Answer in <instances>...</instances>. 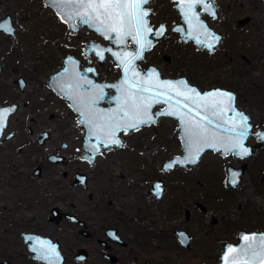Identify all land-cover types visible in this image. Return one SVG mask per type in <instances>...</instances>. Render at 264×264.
Listing matches in <instances>:
<instances>
[{"label": "rangeland", "instance_id": "obj_1", "mask_svg": "<svg viewBox=\"0 0 264 264\" xmlns=\"http://www.w3.org/2000/svg\"><path fill=\"white\" fill-rule=\"evenodd\" d=\"M214 1L221 9L219 18L215 19L206 13L203 18L222 32L224 37L220 45L213 52H209L198 48L193 41L184 42L180 34L172 30L181 20L174 0H151L147 5L153 10L151 24L156 27L165 23L169 29L163 37L156 40L140 67L146 69L150 65H156L164 77L187 76L201 90L218 86L235 91L238 106L253 115L254 131L259 132L264 127V91H261L264 85H260L262 89L257 90L246 84L250 78L255 83L264 84V44L259 39L254 42L258 26L261 25L264 30V1ZM8 15L17 24L22 40L18 47L21 54L18 62L21 63L20 70H28L32 82L26 89L30 96L28 101L38 104L42 111H56L55 116L47 121L53 137L38 155L29 157L31 150L26 147L13 149L3 146L0 149V153L7 160L3 163L15 158L14 171L20 173L19 179L31 180L27 185L22 182V185L31 186L43 195L50 191L51 195H56L51 200L58 202L61 194L57 190L63 189L72 194L74 188L70 182L71 174L80 169L90 175L87 190H113L115 204L112 209L117 213L126 209L124 206L143 200L146 206L143 227L150 232L161 233V241L153 242L154 247L158 246L152 255L154 263L162 260L165 264H215L224 243L237 242L240 231L264 230V147L246 158L249 166L236 190L228 185L226 171L229 165L241 166L243 160L232 153L223 155L207 150L196 165H177L169 170L163 168L167 159L183 153L179 123L172 117L160 118L158 122L138 130L121 131L119 135L124 139V145L104 149L96 161L90 164L84 159L85 127L79 114L73 111L65 97L51 89L49 80L53 73L63 67L64 58L69 54L81 58L85 65V42L92 38L103 43L108 42L87 26L73 34L45 0H0V18ZM246 15H251L253 21L245 27L247 37L240 39L238 47H245L249 41L261 45L260 56L251 63L242 56L234 57L233 60L228 58L234 54L230 50V39L227 40V37L236 28L237 19ZM239 54H244L247 59L251 58L246 53ZM167 57L171 60H167ZM93 62L101 72L103 80L114 81L120 75L121 69L112 56L108 55L101 62L93 58ZM241 67L249 72L240 70ZM45 95L50 99L44 103L41 99ZM162 107L163 105H159L156 109ZM26 109L28 108H23ZM31 139L32 136H29L27 141ZM63 141L72 144L71 148L63 151L69 162L48 167L44 177L34 178L32 170L35 166L39 163L46 164L47 155L61 149ZM250 142H254L253 139ZM26 162H30V165ZM66 172L68 175H65ZM107 175H111L110 180ZM10 176H6L7 182L13 180ZM187 177H190V182L185 183L184 179ZM158 178L163 179L166 185V192L159 201L149 193L152 183ZM8 185L6 187L9 188ZM177 198L182 206L180 211L173 209V201ZM80 199L85 200L87 208L94 207L96 199L90 200L85 194V197L80 196L79 204H82ZM195 201L205 204L208 211L197 212L194 208ZM186 208L192 211L190 220H186ZM24 213L27 217H33L36 212ZM40 213L43 214L42 211ZM87 215L93 217L94 214L87 211ZM91 221L92 226L99 225L96 220ZM175 228L187 229L194 236L189 248L177 242L173 233Z\"/></svg>", "mask_w": 264, "mask_h": 264}, {"label": "flooded vegetation", "instance_id": "obj_2", "mask_svg": "<svg viewBox=\"0 0 264 264\" xmlns=\"http://www.w3.org/2000/svg\"><path fill=\"white\" fill-rule=\"evenodd\" d=\"M45 1L47 2V0ZM48 5L50 4L48 3ZM220 12L221 9L219 10V14ZM8 16L11 17L10 15ZM8 16L0 18V22L8 18ZM247 16L251 15H246L237 19L236 28H233V31H231V34L227 37V40L230 39L228 45L234 55L242 53L243 46L241 45V47L238 48V44L241 38L247 37L245 27L250 25L253 21L252 17L251 22L243 27H239V20ZM10 21L11 30L0 29V108L14 104H17L18 107L15 112L9 116L7 127L0 136V149L3 146H10L13 149H24L26 147L31 150L29 154V157H31L32 155H38L52 139L53 133L47 126V121L55 116L56 111H42L38 108V104L34 105L28 101L30 96L26 93V89L30 87L32 82L27 72L28 70H20L21 63L18 64V62L21 54L19 53L18 47L21 45L22 40L20 38L21 36H19L17 24L13 22L12 18ZM12 27H14L13 30ZM230 27H233V25H230ZM259 27H261V25H259L258 28ZM257 31L258 33L254 35V37H256L254 42L259 39L258 37L260 35L264 36L262 27ZM92 39L100 41L97 38ZM251 42L253 41H249V44ZM260 42L264 44V39H261ZM86 43L87 42L84 43L83 47V51L87 56L85 65L84 61L78 57L82 60L81 69L88 67L90 64L97 68L93 62V58H96L97 61L100 60L93 53L91 56L87 55ZM255 45L260 50L261 45ZM235 46H237V49H235ZM246 54L251 58L247 59L244 54L226 57H228L229 60H233L234 57L239 58L242 56L248 63H251L260 56V52ZM239 69L245 71L244 67ZM99 73V80L103 81V79H101V72L99 71ZM51 76L49 85L51 89L56 92L51 85ZM250 80L253 81V78H250ZM249 83L250 81L247 82V84ZM112 92L113 90L110 91V93ZM61 96H63V98L65 97L64 95ZM49 99L50 98L45 95L42 96L41 101L45 103L48 102ZM67 100L70 102L71 106V101L69 99ZM52 103L53 102L50 100V104ZM104 103H106V101ZM25 107L28 109L23 110ZM46 113L47 115H44ZM253 120L254 117L252 118L254 127ZM263 129L264 127H262L260 131ZM254 132L256 134L259 133L256 131ZM29 136H32V139L27 141ZM251 139H253L254 142H250ZM250 140L249 144H256L260 141L258 135L255 138L250 137ZM71 147L72 144L70 145L69 142L63 141L61 149L55 150L47 155L48 161L46 164L39 163V165L35 166L32 170V176L34 178H42L45 176L48 167L69 162L63 151ZM4 158L5 157L0 153V165L2 164V166H0V264H165L162 260L155 263L153 262V252L155 249H158V246H153V242L155 240L161 241V233L150 232L143 227L146 220V206L143 200L132 203L130 206H124L126 209L117 213L112 209V206L115 204L113 190L108 188L96 191L87 190L90 182V175L83 170L76 169L71 174L70 180L74 188L72 194L63 189L60 191L56 187L58 184L53 183L56 185L57 191L61 194L59 196L60 201L54 202L51 198H55L56 195H51L50 191L43 195L31 186L26 187L31 180L26 178L23 180L19 179L21 177L20 173L14 171L16 170L15 158L8 161L6 164L3 163L7 161ZM37 158L40 159L39 156ZM84 159L87 161L85 158V149ZM242 160L243 162L247 161L245 159ZM8 163H10V165H8ZM26 164L30 165V162H26ZM65 175H68V172H66ZM6 176H10L13 180L7 182ZM85 176L86 180L83 182ZM123 176L125 177V175ZM107 178L110 180L111 175H107ZM158 180L163 181L165 194L166 185L165 181L161 178H158L152 183L149 193L159 201L163 197L157 199L156 195L151 193L154 183ZM22 182H26V185H22ZM184 182H190V177L185 178ZM7 184H9V188L6 187ZM85 194H87L90 200L96 199L94 207L89 206L87 208L85 200L82 199H80L82 204L78 203L80 196L85 197ZM95 194H97V196ZM133 197H135L134 194ZM179 200L180 199L177 198V200L173 201L174 210L180 211L182 209ZM197 202L199 201L194 202V208L198 212L196 208ZM25 211H33L36 213L33 217H27L24 213ZM40 211L43 212L42 215ZM87 211L91 212L92 215L94 214L93 217L87 215ZM187 211L190 213L189 216ZM185 216L186 220L191 219L192 211L189 208L185 209ZM91 220H96V222H99V225L92 226ZM176 231H185L189 236L193 237L190 245L194 240V236L187 229H174L173 233L177 242L183 247L189 248L190 245L185 246L178 237ZM38 239L49 242L52 248L55 249V253H46L51 257V261L42 259L40 253L32 250L34 247L39 248V245L36 243Z\"/></svg>", "mask_w": 264, "mask_h": 264}, {"label": "snow or ice", "instance_id": "obj_3", "mask_svg": "<svg viewBox=\"0 0 264 264\" xmlns=\"http://www.w3.org/2000/svg\"><path fill=\"white\" fill-rule=\"evenodd\" d=\"M174 2L186 22L195 21L202 30L206 31L194 11L197 5L202 6L204 10L215 16L214 0H174ZM55 3L66 19L79 18L82 24L94 27L105 37L114 38L117 43L126 44L131 39L139 46L135 55L125 52L123 56H116L126 76L124 83L127 84V87L122 89L119 114L103 116L93 111L91 105H85L88 110L81 112L85 124L89 126L90 138L95 135L98 144L105 146H123L122 141L118 138L119 132H127L129 129L138 130L141 125L154 122L149 112L152 104L154 102L169 103L175 99V104H170L174 110L164 114L177 115L182 111L180 118L184 123L185 147L189 162L195 163L205 147L215 148L217 143L223 144V140L214 132V128L219 129L221 125L209 117H219L225 110L234 112L240 121L239 124L233 122L232 127L226 129V131L236 134L234 142L230 144V150L240 156L250 154L249 149L243 144L244 138L249 134L247 124L249 118L235 111V98L232 94L213 91L207 95H201L195 88L189 87L185 81L178 83L161 81L159 73L155 69L149 72L147 79L143 81L127 78L128 73L134 77L140 76V73L135 70L134 61L141 58L140 54L149 49L152 44L147 39L148 34L152 33V28L147 20L150 13L145 7L151 3V0H55ZM5 24L8 26L7 30H11V21H6ZM3 27L4 25H0V28ZM163 32L164 28L161 26L156 34L160 35ZM207 35L212 42L199 38H197V42L201 45L206 44L211 50L221 38L212 33ZM97 55L100 59L104 58L103 51L98 52ZM113 55L116 54L113 53ZM85 83L90 84L91 81L85 80ZM180 97H183V101ZM94 103L95 101H92V104ZM190 104L195 105V108ZM14 111V107L0 110V130L4 128L8 115ZM193 112H195V116L191 115ZM101 137L103 138L101 139ZM89 150L99 152L97 145H90ZM242 239L251 241V243L238 249L230 247L228 253L232 255L230 259L226 258V264H264V236H244ZM36 243L39 248L34 247L32 250L40 253L42 259L51 261V257L46 254L55 253L51 244L39 239Z\"/></svg>", "mask_w": 264, "mask_h": 264}, {"label": "water", "instance_id": "obj_4", "mask_svg": "<svg viewBox=\"0 0 264 264\" xmlns=\"http://www.w3.org/2000/svg\"><path fill=\"white\" fill-rule=\"evenodd\" d=\"M47 2L54 8L60 19L67 24L69 29L72 31L73 34L78 33L79 30H81L85 25L89 27L90 29H93L96 31L97 34L101 35L103 39L108 42V43H103L100 41H97L96 39H90L86 43V53L88 56H91V54H95L97 58L100 61H104L107 59L108 55L112 56V59L118 64V66L121 69L120 75L118 76L117 80L115 81H110V80H103L100 81V73L97 70V68L90 64L88 67L81 69V62L82 60L79 59L78 57L74 55H68L64 59V66L57 72H55L51 76V85L53 89L60 95H64L67 99L71 101V108L73 111L78 113L80 115V121L84 126L86 127V135H85V143H84V149H85V158L87 161L90 163H93L95 158L101 153L102 150L110 148L115 145H109L105 146L103 144H98L97 137L95 135H92L90 138V132H89V126L85 124L84 122V116L81 115V112L87 111L88 109L85 107V105H91V109L95 111L98 114H101L103 116H108V115H118L119 114V109L121 108V98L123 95L122 89L127 87V84L124 83V80L126 78L125 73L122 70V66L119 64V61L116 59V56H123L125 52L131 53L133 55L136 54L137 49L139 46L129 39L126 44H121L115 42L114 38L109 39L102 35L100 32H98L94 27H91L87 24H82L79 20V18H76L75 20H68L64 17L63 13L61 12V9L57 6L55 3V0H47ZM176 7L181 15V20L176 23L173 27L172 30L179 32L181 39L184 42H189L193 41L195 45L198 48H204L205 50L209 52H213L216 47H218L222 41L223 38V33L216 30L213 28L209 22L202 17L203 14H208L212 16L213 18L217 19L219 17V10L220 8L214 1V11H215V16H213L209 11L204 10L202 6L197 5V7L194 9L196 12L199 21L205 26V30L200 29L195 21L192 23L186 22L185 17L182 15L181 11L179 10L177 4ZM149 10V16L147 17L149 26L152 28V33H149L147 36V39L152 42L151 47L145 51H143L140 56L141 58L136 59L134 61L135 65V70L136 72L140 73V76L134 77L132 76L131 73L127 74V78L130 80H146L147 79V74L151 72L153 69H155L159 73V78L161 81H172L174 83H178L180 81H185L187 85L191 88H195L201 95H207L208 93H211L213 91H223L230 93L234 96L235 101H234V108L235 111L240 112L244 115H246L248 119V127H249V134L244 138L243 144L244 147L249 149L250 154L245 155V156H240L234 154L232 150H230V144L234 142L236 138L235 132H230L226 131V129H230L232 127V123L235 122L236 124H239V118L235 116L234 112L232 111H227L225 110L220 114L219 117H209L214 120L215 123H219L221 126L219 129L214 128V132L223 140V144L217 143L215 148L212 147H205L202 152L199 155L198 160L195 163H191L188 160V153L185 147V133H184V123L180 116L182 115V111L178 112L177 115H167L164 113L173 111L174 108L170 107V104L174 105L175 104V99L169 103H156L154 102L152 104V107L150 108L149 112L154 120V122H150L145 125H141L139 128L154 124L156 123L160 118L166 117V116H171L174 117L175 119L178 120L179 122V132H180V137L182 140V147H183V153L179 155H175L172 158L166 160L164 162L163 168L165 170H169L176 165L182 166V167H187L188 165H196L202 155L207 151V150H213L216 152H221L223 155L227 154H234L235 156H239L242 159L248 158L251 155L255 154L258 152L260 149L264 147V138H261V136H264V129L261 130L258 134L253 132V124H252V115H250L247 111L240 109L237 105V93L229 88H222V87H211L205 91H202L197 85L192 84L187 76H178L176 78L173 77H164L163 74L161 73L160 69L156 65H150L148 68L143 69L140 67V63L145 60L146 53L148 51H151L156 43V40L163 37L165 33L168 31L169 27L167 24H159L156 28L151 24L150 22V15L153 13V10L149 7H146ZM11 17L8 16V18L3 19L2 22H0V25H4L3 28L0 29H7V25L5 24L6 21H9ZM252 21V16H247L243 19L239 20V27H243L244 25L248 24L249 22ZM163 26L164 32L163 34L157 35L159 29ZM14 27H12V30ZM208 33L215 34L216 36H219L221 39L219 43H215V46L209 50L206 44L201 45L197 42V38L206 40L208 42H212L210 40V37H208ZM114 35V34H113ZM108 49H111V51H108ZM103 51V59H100V57L97 55L98 52ZM115 53L116 55H113ZM167 60H171L170 57H167ZM91 70V71H90ZM92 72V74H91ZM85 80L91 81V83H85ZM113 90L112 93L110 91ZM163 99V97H161ZM181 101H183V97H180ZM92 101H95L94 104H92ZM106 101V103H104ZM163 105L161 109H158L157 111H154V109L159 106ZM193 108H195V105H191ZM15 108L17 109L18 105H8L5 107L0 108V110L3 109H10V108ZM15 112V111H14ZM11 112L7 120L5 122V126L2 130H0V136L3 132V130L7 127V122L9 119V116L12 114ZM201 114L203 115V111L201 110ZM192 116H195V112L191 114ZM132 129H129L130 131ZM120 133V132H119ZM118 133V138L122 141V144L124 145V139L119 136ZM259 137L260 141L256 144H249L250 137L255 138ZM103 137H101L102 139ZM90 145H97L99 148V152L96 151H90L89 147ZM120 147V146H119ZM219 149V150H217ZM169 165H172L171 167H168ZM249 166L248 161H244L241 166L236 167L233 165H230L227 170V179H228V184L233 190L238 189L240 183L243 181V175L246 172L247 168ZM86 180V176L84 177V181ZM235 181V183H233ZM159 185V187H157ZM165 187L164 183L162 180H158L154 183V186L151 190V193L153 195H156L157 199H161L164 195ZM196 208L198 212L204 213L208 211V207L203 204L202 202H197ZM188 216L190 215L189 211H187ZM178 234V237L182 241V243L185 246H189L191 240L193 237L189 236L185 231H176ZM264 236V231L258 232V231H252V232H246V231H241L238 235V242L232 243V242H225L222 250L217 256V264H226V258L230 259L232 254L228 253V249L231 248H241L245 246L248 243H251V241H245L242 239L244 236Z\"/></svg>", "mask_w": 264, "mask_h": 264}, {"label": "trees", "instance_id": "obj_5", "mask_svg": "<svg viewBox=\"0 0 264 264\" xmlns=\"http://www.w3.org/2000/svg\"><path fill=\"white\" fill-rule=\"evenodd\" d=\"M259 28H261V27H259ZM258 28V29H259ZM259 38V40H261V39H264V36H259L258 37ZM261 38V39H260ZM240 47V46H239ZM238 47V48H239ZM235 49H237V46H235ZM238 52V51H237ZM243 52H246V53H249V54H253L254 52H260V50L258 49V47L255 45V43H253V42H251L250 44L248 43L245 47H243L242 48V53ZM249 72V70L248 69H245V73H248ZM253 82V83H252ZM247 86H253V88H255V89H257V90H260V89H262L261 87H260V85H264L263 83H261V82H257V83H255L254 81H252V80H250V83L249 84H246ZM261 91H264V89H262Z\"/></svg>", "mask_w": 264, "mask_h": 264}]
</instances>
